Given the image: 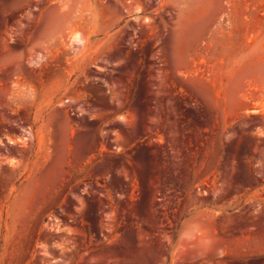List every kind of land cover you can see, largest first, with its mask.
Listing matches in <instances>:
<instances>
[{
    "label": "rangeland",
    "instance_id": "374dc122",
    "mask_svg": "<svg viewBox=\"0 0 264 264\" xmlns=\"http://www.w3.org/2000/svg\"><path fill=\"white\" fill-rule=\"evenodd\" d=\"M0 264H264V0H0Z\"/></svg>",
    "mask_w": 264,
    "mask_h": 264
}]
</instances>
